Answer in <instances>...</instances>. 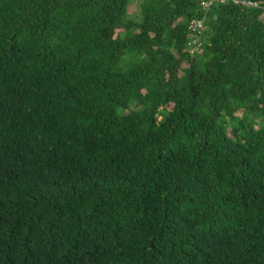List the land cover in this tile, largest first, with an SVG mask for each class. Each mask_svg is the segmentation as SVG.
<instances>
[{"label":"trees","instance_id":"16d2710c","mask_svg":"<svg viewBox=\"0 0 264 264\" xmlns=\"http://www.w3.org/2000/svg\"><path fill=\"white\" fill-rule=\"evenodd\" d=\"M131 1L0 0V264H264V0Z\"/></svg>","mask_w":264,"mask_h":264},{"label":"built area","instance_id":"2783aa9c","mask_svg":"<svg viewBox=\"0 0 264 264\" xmlns=\"http://www.w3.org/2000/svg\"><path fill=\"white\" fill-rule=\"evenodd\" d=\"M228 0H201L200 5L204 10H207L210 8V6L215 2H225ZM234 3L240 2L239 0H232ZM242 3H245L244 1H241ZM249 5H256L254 2H246ZM202 20L201 19H191L188 25V28L192 32V38L195 39V34L200 33L202 30Z\"/></svg>","mask_w":264,"mask_h":264},{"label":"rangeland","instance_id":"374dc122","mask_svg":"<svg viewBox=\"0 0 264 264\" xmlns=\"http://www.w3.org/2000/svg\"><path fill=\"white\" fill-rule=\"evenodd\" d=\"M138 0H132L128 6V11L131 14V17L134 19H138L139 8H138Z\"/></svg>","mask_w":264,"mask_h":264}]
</instances>
